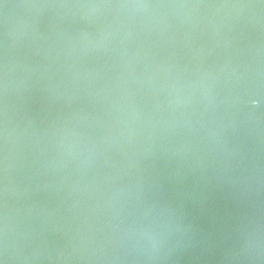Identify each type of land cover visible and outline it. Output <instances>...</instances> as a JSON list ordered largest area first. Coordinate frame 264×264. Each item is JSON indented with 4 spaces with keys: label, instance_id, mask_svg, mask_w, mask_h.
I'll list each match as a JSON object with an SVG mask.
<instances>
[{
    "label": "water",
    "instance_id": "obj_1",
    "mask_svg": "<svg viewBox=\"0 0 264 264\" xmlns=\"http://www.w3.org/2000/svg\"><path fill=\"white\" fill-rule=\"evenodd\" d=\"M0 264H264V0H0Z\"/></svg>",
    "mask_w": 264,
    "mask_h": 264
}]
</instances>
